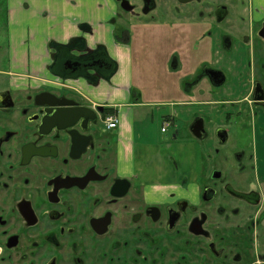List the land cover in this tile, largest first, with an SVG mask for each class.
Masks as SVG:
<instances>
[{
	"label": "flooded vegetation",
	"instance_id": "flooded-vegetation-1",
	"mask_svg": "<svg viewBox=\"0 0 264 264\" xmlns=\"http://www.w3.org/2000/svg\"><path fill=\"white\" fill-rule=\"evenodd\" d=\"M48 1L0 0V264H264V6L104 0L130 41L135 28L171 29L170 64L189 71L190 128L206 158L195 183L153 191L118 174L108 107L31 74L19 80L16 36L28 46L46 33ZM51 56L62 78L113 65L104 52Z\"/></svg>",
	"mask_w": 264,
	"mask_h": 264
},
{
	"label": "crops",
	"instance_id": "crops-1",
	"mask_svg": "<svg viewBox=\"0 0 264 264\" xmlns=\"http://www.w3.org/2000/svg\"><path fill=\"white\" fill-rule=\"evenodd\" d=\"M256 1L257 5L264 6V0ZM85 2L87 13H90L87 15L81 11V7L84 6L83 0L51 1L47 7L51 12L49 20L43 23L46 26V33L42 37L32 36L30 38L31 43L28 46L27 44L24 45L25 37L17 39L18 44L22 47L20 49L19 46L18 54L22 56L24 63L26 64L27 58H30V66H27V68L26 66L25 68L20 66L19 71L21 69L26 73L31 72L33 76L35 75L33 79L36 83L47 82L51 86L63 85V87L77 93L85 101L94 105L112 108L114 112L109 113L118 114L120 118L119 125L111 130V133L115 141V166L119 175L132 178L136 183L143 184L147 189L153 191L170 190L173 188L170 184L179 183L184 176H190L191 182L195 183L197 174L200 173L202 163L206 158V152L202 149L200 143L195 141V139L192 143L193 148L186 168L188 171L183 168L181 173L176 174L172 172L170 167L169 169L154 171L149 167L150 163L158 164L159 162H164L163 159H159L158 154L166 155L174 149L170 150L168 148L171 137L164 139L166 141L161 139L156 142L153 141L152 137L149 140L147 132L143 129L142 121L136 118L138 113H140L139 107L152 106L157 103L174 107L178 104L187 105L188 99H183L185 95L188 97L183 79H186L188 70L186 68L183 69L184 76L180 78L181 89L184 93L181 92L179 85L176 84L172 87L173 92L165 101H159L161 100L159 98L160 91H158L157 87L146 98V92L139 83L141 81L139 76L145 71L141 70L140 67L145 66H142L135 59H141L143 56L141 48L144 47V43L147 41L145 39L146 35L151 33L143 34L140 48L135 49L132 46V40L137 37V33L145 31V29L135 28L131 41H128L125 31H121L110 19V11L103 4L104 0H85ZM83 24H86L87 27H83ZM122 25V28H124L125 25ZM166 28L160 30L171 37L170 33H172V30L168 27ZM155 30L153 29L152 31L154 32ZM79 36H83L86 39L88 50H93L100 45L106 47L108 54L117 64V69L109 79L101 78L97 84H92L83 77L68 76L62 78L55 73H48V75L45 69L42 68L43 65H48L52 62V56L49 54V49L51 48L48 46L50 41L68 43L71 39ZM175 49L172 43L164 52L156 67H160L161 64V68L166 69V72H170L172 69L173 73L179 74L174 70L173 64H170V56ZM155 54L150 51L146 57L155 59ZM183 57L188 58V54L184 53ZM184 61L186 63V60ZM40 73L43 75L42 80L36 81L37 75ZM177 93L183 97L182 100L178 98ZM189 112L191 114L190 106ZM165 115L166 120L170 121L172 125L175 121V115ZM167 131L166 129L163 132ZM174 137H176L175 133Z\"/></svg>",
	"mask_w": 264,
	"mask_h": 264
},
{
	"label": "rangeland",
	"instance_id": "rangeland-1",
	"mask_svg": "<svg viewBox=\"0 0 264 264\" xmlns=\"http://www.w3.org/2000/svg\"><path fill=\"white\" fill-rule=\"evenodd\" d=\"M83 1H84V6L81 7L82 13L85 15L90 14V13H87V10H86L87 7L85 6V3H86L85 0H83ZM45 7H47V5ZM34 22H36V23H34ZM30 23H32L35 28L37 27V20L36 19L35 20L31 19ZM117 26L122 27L123 25L121 23H119ZM39 32H42V31H39ZM163 32L164 31L160 30L156 34L146 35L145 39L147 41H146V43H144V47L141 48V52H142L143 56L141 57V59H139V58L135 59V61H139L142 66H145V67H140L141 70H143V71L145 70V71H144V73H141L142 75L139 76L140 80L142 81V82L140 81L139 83L143 86L144 91L146 92L145 97L146 98L149 97L151 95L150 93H152L154 91V88L157 87L159 89L158 91H160L159 98L161 100H159V101H165L166 99H168L167 97H169L171 95V93L173 92L172 87H174V85H176V84L179 85L181 92L184 93L181 89V80H180V78H182L184 76L183 75L184 70H178L177 71L174 69L176 72L179 73V74H175V73H173L172 69L170 72H166L165 71L166 69L161 68V64H160V67H156L158 62L163 57L164 52L173 43L172 37H169V35H167ZM143 34H147V33H145L144 31L137 33V37H135L132 40V46L135 49L140 48V45L142 43L141 39L143 38ZM130 36L131 35H129V37ZM21 37H22L21 35L16 36L14 48L17 49V51H15L14 56L17 57L19 68H20V66L25 68L26 64L24 63L22 56L20 54H18V48L20 45L18 44L17 39L19 40V39H21ZM48 46H49V44H48ZM21 48L22 47L20 46V49ZM150 51L156 53L155 59L146 57L147 53H149ZM49 54L53 55V57H54V52L51 49H49ZM45 65H47V64H45ZM45 65H43L42 68L45 69L47 74L48 73L54 74V72L49 68V66H48L49 64L47 65L48 67ZM147 66H153V67H147ZM167 70H169V69H167ZM19 73L21 74V76L19 77V80H26L28 78L26 76V74L27 75L28 74L33 75L31 72L26 73V72H23L21 69H20ZM187 74H188V71H187ZM34 76H32V77H34ZM42 76L43 75H41V73L38 74L36 81L42 80ZM43 79H45V78H43ZM46 83L47 82H45V84ZM66 90H69V89L66 88ZM69 91H72V90H69ZM177 96H178V98H180L182 100L183 97H181V95H179L177 93ZM183 99L187 100L188 97H186V95H185ZM186 104L187 105L178 104V105H175V107H174V106H169V105L167 106L163 103H157V104L152 105V106L139 107L140 113H138L136 118H137V120L142 121L143 129L147 132L149 140H151L150 139L151 137L152 138L155 137L156 142H158L161 139L163 141H166L164 139H167V137L168 138L171 137L170 141H172V140L174 141V147H173L174 149L170 153H168L166 155H159L158 154L159 159H161V160L163 159L164 162H159L158 164L157 163H150L149 167L154 171L163 170L165 168L169 169V167H170L172 172L179 174V173H181L183 168L184 169L187 168L190 152L192 151V148H193L192 143L194 142V138H193L191 128H190L191 114L189 112L188 102ZM165 114L175 115V121L172 125L170 124V121L166 120ZM104 120H105V116L103 117V123L105 125ZM162 125H164L165 128L168 130L167 132H163L161 130ZM174 133H175L176 137H174ZM161 136L163 138H160ZM153 141H155V140H153Z\"/></svg>",
	"mask_w": 264,
	"mask_h": 264
},
{
	"label": "trees",
	"instance_id": "trees-1",
	"mask_svg": "<svg viewBox=\"0 0 264 264\" xmlns=\"http://www.w3.org/2000/svg\"><path fill=\"white\" fill-rule=\"evenodd\" d=\"M82 26L87 27L86 24H83ZM125 34L129 41L130 37H129L128 31ZM49 46L51 50L54 52V57L56 59L60 58L61 49L63 50L67 49L70 56L78 59L79 61H81V59L82 61L88 60L91 56L95 55V53L97 52H104L107 55L106 56L107 59L110 60V62L113 64L105 72H102L98 68H94L92 66H84L81 70H78L75 73L67 74V75L64 74L63 75L64 77H68V76L83 77V78H86L90 83L97 84L101 78L109 79L113 75L115 70L117 69L116 62L110 57L105 46L100 45L93 50H88L87 41L83 36L75 37L71 39L68 43H60V42L52 40L50 41ZM65 59H66L65 56H62L59 61L63 62ZM54 65H55V61L53 58L51 66L53 67ZM108 112H114V110L112 108H108Z\"/></svg>",
	"mask_w": 264,
	"mask_h": 264
},
{
	"label": "water",
	"instance_id": "water-1",
	"mask_svg": "<svg viewBox=\"0 0 264 264\" xmlns=\"http://www.w3.org/2000/svg\"><path fill=\"white\" fill-rule=\"evenodd\" d=\"M74 64H76V62H74ZM77 71V69H73L70 73H73V72H76ZM46 95L48 94V95H52L53 97H56V98H61V97H59L57 94H55V93H53V92H44ZM43 94V93H42ZM67 99V98H66ZM73 100L72 99H67V102H65V103H62V105L63 106H65V109H67V111H71L72 112V102ZM45 104H47V106H55V105H57L58 103H51V102H47V103H45ZM87 109V107H79V109ZM78 109V112H77V115H78V119H79V121L81 120H88V119H91V115H89V114H87V112H85V111H81V110H79ZM98 110L99 111H104V107L103 106H99V108H98ZM96 115H95V118L97 117V113H95Z\"/></svg>",
	"mask_w": 264,
	"mask_h": 264
},
{
	"label": "built area",
	"instance_id": "built-area-1",
	"mask_svg": "<svg viewBox=\"0 0 264 264\" xmlns=\"http://www.w3.org/2000/svg\"><path fill=\"white\" fill-rule=\"evenodd\" d=\"M104 122H105L107 129L113 130V129L118 127L119 122H120V118H119L118 114L109 113L105 116ZM165 130H166V128H165V126H163L162 131H165Z\"/></svg>",
	"mask_w": 264,
	"mask_h": 264
}]
</instances>
